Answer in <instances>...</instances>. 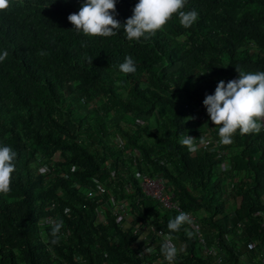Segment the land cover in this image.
<instances>
[{
    "label": "trees",
    "instance_id": "16d2710c",
    "mask_svg": "<svg viewBox=\"0 0 264 264\" xmlns=\"http://www.w3.org/2000/svg\"><path fill=\"white\" fill-rule=\"evenodd\" d=\"M84 2L11 0L0 12V53H9L0 62V146L16 153L11 190L0 194V264L152 263V256H141L146 239L153 238L150 225L167 234L176 216L141 193L135 171L163 177L181 208L198 221L201 216L203 238L218 247L219 264H254L264 257V132H237L232 144H220L224 156L203 150L199 140L190 153L179 141L186 135L218 141V127L203 105L206 95L220 81L238 77L236 68L264 72V0H186L183 10L198 13L190 28L174 15L139 41L127 40L123 29L91 38L73 31L67 17ZM137 3L116 0L114 18L124 25ZM126 57L133 59L134 73L119 72ZM98 96L116 115L92 129L77 112ZM121 121L138 125L129 129ZM201 121L210 130H196ZM116 135L138 156L119 151L112 144ZM226 170L241 175L231 184L239 199L234 207L223 198ZM95 181L121 187L120 194L112 189L117 201L134 199L127 216L117 219L109 202L86 196ZM56 220L64 227L52 244ZM139 220L146 222L139 235L123 230ZM229 234L241 249L226 241ZM172 235L184 249L172 264H217L200 253L184 225ZM249 242L253 251L246 250ZM161 244L154 241L155 252L168 264Z\"/></svg>",
    "mask_w": 264,
    "mask_h": 264
},
{
    "label": "clouds",
    "instance_id": "9594fccd",
    "mask_svg": "<svg viewBox=\"0 0 264 264\" xmlns=\"http://www.w3.org/2000/svg\"><path fill=\"white\" fill-rule=\"evenodd\" d=\"M186 0H138L133 9V15L124 25L114 18L116 0H85L78 13L70 14L67 19L74 26L72 29L82 33L86 37H111L123 29L124 35L129 41H139L140 38L148 39L161 30L175 15L179 23L185 29L190 28L198 19L195 10L184 11ZM11 6V0H0V12L6 11ZM45 55L43 51L39 53ZM9 53L4 50L0 53V62H3ZM92 63V60H89ZM122 74H130L136 71V66L131 57L118 66ZM238 79L225 84L220 81L213 95H206L203 105L207 110L211 123L218 127L219 143L230 145L233 136L260 133L264 128V72H244L236 68ZM191 119V118H189ZM207 125V124H205ZM204 125V126H205ZM199 140L203 145V137L194 139L189 135L183 136L179 143L186 147L190 153H195ZM16 153L11 147L0 146V194H7L11 189L12 174L15 172ZM43 173L44 169L39 170ZM68 209H65L67 213ZM193 223L189 214L180 212L167 223L168 233L160 232L162 237L161 254L168 264L176 259L178 249L173 243V233L179 232L185 224ZM62 220L52 222L50 236L51 243L59 242V235L63 229ZM191 238L193 233L187 232ZM147 240V239H146ZM146 243V241H145ZM141 256L151 254L153 248L145 246ZM143 247V248H144ZM183 247L179 251H183Z\"/></svg>",
    "mask_w": 264,
    "mask_h": 264
},
{
    "label": "built area",
    "instance_id": "2783aa9c",
    "mask_svg": "<svg viewBox=\"0 0 264 264\" xmlns=\"http://www.w3.org/2000/svg\"><path fill=\"white\" fill-rule=\"evenodd\" d=\"M238 79V77H234L233 80ZM264 132V128L261 129ZM113 145L119 149V151H122L123 154L126 156H138V153L136 150L133 152H130L126 148V139H124L120 135H116L114 139H112ZM203 150H210L212 149L215 153H217L220 156L225 155V150L220 148V143L218 141H213V139H206L205 143L203 145H199ZM135 163V161H133ZM222 169H227L226 164L223 162L221 164ZM44 169V168H43ZM45 171V169H44ZM43 171V172H44ZM133 178L137 181L138 186L140 188L141 193L145 196L150 198L151 200L157 202L158 208L163 211H169L172 212L175 216H177L180 212H184L190 215V217L193 220V223L191 225L185 224L184 229L185 232H192L193 235L196 237L198 248L200 249V253L204 257L211 258L215 263L219 264L221 263V256L215 250L212 246H207L205 239L203 238L202 232H201V225L199 221L197 220L196 216L190 212H185L179 203L175 200L174 193L172 191H169L166 189V183L163 177L160 176H149L145 173L135 171L133 173ZM112 189H108L105 184L100 183L98 181H95L94 184L91 187H88L85 189L86 196L88 198L98 197V203H110V212L118 217L117 219H122L123 217L127 216L129 212L131 211V204L133 203L134 199L132 197L124 198L123 200H116V196L113 193ZM125 193H127V196L132 195V188L131 185L128 184L125 186ZM255 215H261L260 212H257ZM46 221H49L48 219ZM146 222L144 220H139L134 225H132L130 228L125 225H123V230L130 229L132 235H139L141 233L142 229H145ZM238 226L241 227L239 224ZM155 225H150V230L153 232V238L147 239L145 246H149L153 248V252L151 254H148L149 256H152L153 261L150 264H167L165 260L155 252V245L154 241L156 239H159L161 242H163L162 237L160 235V231L155 230ZM166 234V233H165ZM177 247V246H176ZM145 247L143 248L144 251ZM178 249V247H177ZM255 249V243L249 242L246 245L247 251H253ZM179 253V249H178ZM149 264V263H144ZM254 264H264V257L258 256L254 259Z\"/></svg>",
    "mask_w": 264,
    "mask_h": 264
},
{
    "label": "rangeland",
    "instance_id": "374dc122",
    "mask_svg": "<svg viewBox=\"0 0 264 264\" xmlns=\"http://www.w3.org/2000/svg\"><path fill=\"white\" fill-rule=\"evenodd\" d=\"M180 40L181 39H179L178 41H180ZM88 103L89 104L85 108H82L77 112V115L84 119V123L86 126L94 129L96 123H98V122L102 123V124L108 123L109 120H111L112 118H115L116 111L109 107L108 101L105 99V97H102V96L99 97L98 96L97 98H94V100H92L91 102H88ZM104 106L108 107L107 112H104V110H103ZM95 109H97V111H95ZM120 123L122 126H124V124L126 123L129 127V129H131V127L133 129L134 126L137 124L134 122L131 123L130 121L129 122L121 121ZM150 123H152V124H150L149 126L152 127L153 123H154L153 118L150 119ZM205 124H207V125H205ZM195 126H196L195 129L200 131V132L210 130V127H212L207 121H201L198 124H196ZM114 137L115 136H113L112 139H114ZM112 143H113V141H112ZM137 153H138V151H137ZM226 153H227V151H226ZM55 158H56V156H55ZM58 159L59 158H57L56 160H58ZM106 165L108 166V162L103 164V166H106ZM240 177H241L240 174H234V173H231L230 171H227V170L224 172L225 182H224V186L222 187L223 188L222 189L223 198L225 199L226 203H228V205L231 207H234L235 201L239 200L238 196H235V193L231 188V184L234 182H237V180ZM112 189L114 191L119 192V194L121 192V187H118L116 183L112 184ZM261 201L264 203V196H261ZM198 218H199L200 223L202 224L201 227L204 228V223L201 220V216L198 215ZM206 231H208V233H210V229H207ZM147 237H148V235H147ZM147 239H149V238H147ZM226 241H228V243L234 244L235 249H241V246L236 243L235 237L232 234L227 235ZM208 242L210 243V245L215 250L218 251V249H217L218 247L216 246L215 243L212 242V239L208 240ZM243 260H244V258H243ZM247 260H248V258H245V260L243 262H246Z\"/></svg>",
    "mask_w": 264,
    "mask_h": 264
},
{
    "label": "crops",
    "instance_id": "0c3cea01",
    "mask_svg": "<svg viewBox=\"0 0 264 264\" xmlns=\"http://www.w3.org/2000/svg\"><path fill=\"white\" fill-rule=\"evenodd\" d=\"M178 247V246H177Z\"/></svg>",
    "mask_w": 264,
    "mask_h": 264
}]
</instances>
